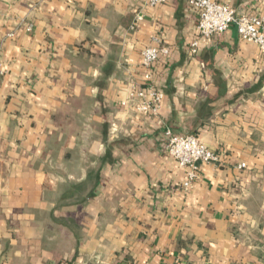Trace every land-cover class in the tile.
Segmentation results:
<instances>
[{
	"label": "crops",
	"instance_id": "0c3cea01",
	"mask_svg": "<svg viewBox=\"0 0 264 264\" xmlns=\"http://www.w3.org/2000/svg\"><path fill=\"white\" fill-rule=\"evenodd\" d=\"M196 24L187 0H0V264H264V53ZM155 35L147 117L126 95ZM168 127L218 157L187 191Z\"/></svg>",
	"mask_w": 264,
	"mask_h": 264
},
{
	"label": "built area",
	"instance_id": "2783aa9c",
	"mask_svg": "<svg viewBox=\"0 0 264 264\" xmlns=\"http://www.w3.org/2000/svg\"><path fill=\"white\" fill-rule=\"evenodd\" d=\"M167 0H146L148 6L164 4ZM189 6L197 15L196 31L199 38L207 41L213 34H219L234 24L240 38L254 43L264 53V17L247 13H237L236 10L226 4L215 0H187ZM136 21V20H135ZM11 36L12 33H9ZM152 43L144 47L140 52V66L144 69L142 84L139 87H131L126 95V100H134V108L140 114L153 117L157 114L164 94L159 90L152 79V67L158 58L159 52L167 53L162 39L155 35ZM198 40L191 42V51L195 52ZM4 74L0 52V76ZM125 103V100L122 102ZM165 138V150L174 158L183 169L182 188L190 189L199 177L200 165L214 163L217 155L207 148L195 134L178 135L171 128L163 131ZM240 163L239 167H244Z\"/></svg>",
	"mask_w": 264,
	"mask_h": 264
}]
</instances>
